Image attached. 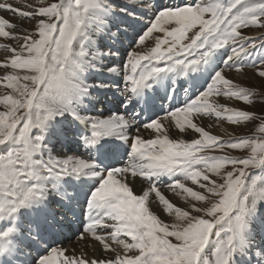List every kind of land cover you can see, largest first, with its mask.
<instances>
[{
	"label": "snow or ice",
	"instance_id": "obj_1",
	"mask_svg": "<svg viewBox=\"0 0 264 264\" xmlns=\"http://www.w3.org/2000/svg\"><path fill=\"white\" fill-rule=\"evenodd\" d=\"M124 3L117 8L109 0H0V12L13 17L0 15V39L7 41L0 44L5 52L0 58V264H234L235 255L247 254L252 233H264V107L257 115L247 107L210 102L226 95L254 105L259 93L234 84L225 69L253 67L264 78V35L242 31L264 29V0H196L163 9L154 0ZM137 9L151 14L147 27L134 36L123 62L107 67L105 57L120 52L115 34L111 44L104 42L106 17L135 16ZM92 25L97 35H90ZM221 49L227 52L205 90L155 119L138 123L134 111L87 117L75 108L91 96L90 89L115 88L126 110L130 104L149 110L155 98L147 90L162 75L197 71ZM254 54L259 58L250 59ZM104 73L111 74V82L88 83ZM65 114L85 126L87 154H53L47 148L51 122ZM205 117L252 125L259 135L225 139L200 126ZM173 126L198 135L190 142L171 139ZM146 131L153 138L145 139ZM114 140L128 145L129 156L123 165L110 167L105 162L119 147ZM137 178L139 194L132 187ZM88 179L94 184L86 194V224L75 238L76 244L85 242L83 247H50L31 256L29 248L47 243L63 227L75 199L67 188L77 189ZM189 181L199 190L187 186ZM162 187L188 204L175 206ZM53 197L62 213L50 207ZM153 205L173 221L165 222ZM213 237L216 245L209 248ZM261 249L258 260L264 264Z\"/></svg>",
	"mask_w": 264,
	"mask_h": 264
},
{
	"label": "bare ground",
	"instance_id": "obj_2",
	"mask_svg": "<svg viewBox=\"0 0 264 264\" xmlns=\"http://www.w3.org/2000/svg\"><path fill=\"white\" fill-rule=\"evenodd\" d=\"M18 1L23 3L20 0H6V2H11V3H16ZM183 0H154V4L156 7H167V6H172V5H179ZM196 1V0H195ZM110 2V0H109ZM192 2V1H191ZM148 14V15H147ZM0 15H4L6 17H8L9 19H13L12 14L9 16L7 13L4 12H0ZM120 15V14H119ZM125 17V18H123ZM117 19H119L122 22H118L117 23ZM151 19V14L147 12V10L145 9H137L135 10V16H129L128 14L126 16H123V14H121V18L120 17H116L115 14L111 15L109 17V20H107V26L104 29L105 32V40L104 42L107 44H111L112 40L109 38L112 36V34H115V38L117 40V43L115 44V48L119 50L120 52V56H113V57H105V63L107 67H114L116 66L118 63H122L123 61L121 60L122 56H125L123 54H125L131 47L132 45V41L134 40V36L136 34H138L140 32L141 29H143V27H145V25L148 24L149 20ZM112 22L111 24H109V22ZM113 21H115V23H113ZM17 23H19V21H17ZM113 24V25H112ZM92 28L94 27L96 30V26L92 25ZM112 28H114V30H112ZM110 30V31H109ZM92 35H97V34H92ZM5 40L0 39V44H4L7 43ZM94 43L99 46L100 44V40L96 39L94 40ZM5 56L4 54H0V58H3ZM212 65H205V66H201L197 71H191L188 72V74H182V79L181 81L179 80L178 77L172 78L173 82H175L176 84H181L182 86L186 85L187 82L190 84V90H191V96H196L198 93H200L201 88L202 91L205 90L207 83L210 82L211 79V70L214 71V68L212 69L213 66H216V62L215 60H213ZM199 73L198 75L193 77L194 73ZM228 74V73H227ZM111 74L109 73H104L103 75H93L88 79V82L90 81H94V83L97 81V79L102 80L103 82H111L108 80V77ZM96 76L95 80H90L93 79V77ZM229 77V76H228ZM231 78V77H229ZM113 80H115L116 82H120V87H122V82H121V78L119 76L113 77ZM187 81V82H186ZM193 83H197L199 86H195ZM154 86V84L152 85V87ZM0 88L3 89L2 86H0ZM171 88V86H170ZM177 88V87H176ZM91 91V96L88 98H84L82 99V101L80 103H78L77 105H75L76 110L79 112V114L81 116H87V117H97V116H102V117H108L110 115H112L113 113L116 112V114L119 115H126L129 111L133 110V105H129V108L126 110L122 104H119L121 101H123L122 99H124V96L121 95L119 92H117V94L120 96L118 97L116 100L118 101L117 103H114V106L112 107V105L110 104V101L107 100L106 103L108 104L107 107H104L101 105V99L103 97H106L107 95L109 96H115V91L116 89L113 88L111 90H96V89H90ZM168 91H170V89L168 88ZM201 91V92H202ZM149 90H147V94H148ZM156 97L158 99L163 100L164 102H168V96L166 95V93L158 86V91L156 92ZM217 99V97L213 96L210 98V102H212V100ZM177 100V99H176ZM173 100L171 102V106H174L173 102L176 101ZM219 100V99H218ZM217 101V100H216ZM96 105H98L96 110ZM228 105V104H227ZM2 108V107H1ZM94 108L96 110V113L98 114L97 116L94 115ZM62 118V117H61ZM63 119V118H62ZM57 119L55 120V124H52L51 127L49 129L52 128L51 132H49L48 130V138H49V144L48 142H46L47 144V148L52 151L53 149H51L52 147H54L56 150L53 151L52 153L55 154L57 153V148L55 147V144L52 143V141L50 142V137H52V135H56L59 139H60V147L64 148V147H68L69 144H73L75 146L76 150V154L80 155V154H87L88 153V149L85 146L84 140L82 139V137L87 135L85 126L83 124L80 123L79 120H77L76 124H69L68 128V134L66 135L65 133H60V131H63L62 126L65 128V120L66 118H64L63 120ZM148 119L144 118L142 116H139L137 119L138 123H144L147 122ZM198 123L200 124V126L205 127L206 130L210 131L213 135H220L223 138L225 137H229V136H234V133H232L230 131L229 125L226 124L225 122L223 123V125L220 126L217 124H213L210 121H208V119L205 117L202 120L198 121ZM213 125L212 127H208V125ZM175 128V127H173ZM176 129V128H175ZM173 129V130H175ZM171 130V128L169 129V137L171 139H174L177 137L178 133H180L178 131V129L176 131ZM192 130H190L188 133H184L182 139H184L186 142H188L189 140H191L189 137V134L191 135ZM181 134V133H180ZM144 138L145 139H151L153 138V134L150 132H144L143 133ZM198 135V134H197ZM197 135H193L192 138H195ZM47 138V139H48ZM180 138V136H179ZM118 141V140H117ZM119 147L118 149H120L121 151H117L116 154L110 158L109 160H107L110 163H113L112 166H118V165H123L124 163L127 162L128 160V152L123 148L120 147L121 145L118 144ZM65 149V148H64ZM69 151V150H68ZM124 155V156H123ZM82 158H87L86 155ZM71 179V178H69ZM164 182L167 181L168 182V177H162L161 178ZM139 178H137V182L132 184L133 187V191L134 193L139 194L140 192V184H139ZM73 184L76 185H81V181L80 180H72ZM94 182L91 179H88L87 182L83 185H81L79 188L77 189H73V188H67V191L70 193L72 192V194L74 195V197L78 200H76L77 203H85L86 204V199H87V195L90 191L91 186H93ZM146 187V185H145ZM194 189V188H193ZM162 192L166 195V197L173 202L174 204H176V201H174V199L172 197H170L169 192H167V190H162ZM154 198V193L151 194L150 199ZM190 198V197H189ZM188 198V199H189ZM177 201L178 200H186L180 196L175 198ZM51 201V200H50ZM179 202V201H178ZM51 203H53L51 201ZM84 204V205H85ZM81 205L80 206H84ZM177 206V205H176ZM154 210L158 211V214L161 216L162 219L165 220V222H169L165 219L164 215L165 213L160 212L158 209H156V206L153 205ZM22 212H31V209H22ZM257 223V221L255 222ZM67 223H63V227L55 232H53L47 239H48V244L46 245L45 250H41L40 248L37 247V245H35L36 247V255L37 257L39 255H41L42 253H44L48 248L50 247H57V246H71V245H75L76 247H83L85 242H81L80 244H76V236H78V234L74 231H66V229L64 227H67ZM69 228V227H67ZM262 234V232H261ZM264 241V239H263ZM263 244L264 242H257V244ZM256 244V243H255ZM113 247H116L115 244H113ZM261 249V248H260ZM34 248H29L28 252L30 253L31 256H33L32 252H33ZM88 254L92 255V249L91 247H89L87 249ZM250 261L251 264H259V260L257 257V254H254V256L250 259H248ZM240 261V259H239ZM241 263V261H240ZM243 263V261H242Z\"/></svg>",
	"mask_w": 264,
	"mask_h": 264
},
{
	"label": "rangeland",
	"instance_id": "obj_3",
	"mask_svg": "<svg viewBox=\"0 0 264 264\" xmlns=\"http://www.w3.org/2000/svg\"><path fill=\"white\" fill-rule=\"evenodd\" d=\"M14 1H16V0H14ZM20 1H24V0H20ZM192 1V2H191ZM196 1L195 0H183V1H181V2H179L180 4H190V3H195ZM16 3H18V1L16 2ZM19 3H21V2H19ZM110 3H112V4H115L116 6H117V8H120V7H126V5H125V3H124V0H110ZM179 4V5H180ZM130 7V6H129ZM159 8V7H158ZM163 8H165V7H161V8H159V9H163ZM5 13V12H4ZM9 16L11 15V13H7ZM118 14H120V16H121V14H123V16H126L127 15V13L126 12H120V13H118ZM111 15H114V14H109L106 18H107V20H109V17L111 16ZM148 15V14H147ZM121 18V17H120ZM123 18H125V17H123ZM109 22V21H108ZM120 22H122V21H120ZM112 22H109V24H111ZM24 24H25V26H28L29 27V30H31V25H30V22H28V21H25L24 22ZM113 25V24H112ZM148 25V24H147ZM147 25H145V27H147ZM145 27H143V29L145 28ZM143 29H141V31L143 30ZM112 30H114V28H112ZM140 31V32H141ZM243 31V34L244 35H247V36H253V37H259V36H261V35H264V29H257V28H252L251 30H242ZM97 34L96 33V30H95V28L93 27L92 28V32L90 33V35H92V34ZM5 42V41H4ZM7 42V41H6ZM257 43H259V40H257ZM226 52H227V49H221V50H219L218 52H216L215 53V55H213L212 56V58H211V60L209 61V66L210 65H212V64H214L213 63V60H215V62H216V66H219V64L222 62V60H223V56H224V54H226ZM5 52H4V50L3 49H0V54H4ZM259 57H257L255 54L252 56V57H250V59H258ZM203 66H205V65H203ZM216 66H213L212 67V69L213 68H215ZM211 67V66H210ZM191 72V71H190ZM225 72L226 73H228L227 75L229 76V77H231V79L233 80V82H234V84H236V85H239V86H242V87H246V88H251V89H253L254 91H256V92H258L259 93V95L258 96H255L254 98H253V100H254V105L253 104H249V105H245V103L244 102H242V101H240V100H237V99H235V98H230V97H228V96H226V95H215V97H217V99H214V100H212V102L213 103H215V104H217V105H224L226 108H231V109H240V110H243V109H245V107H247V109L248 110H251V111H253V112H255L257 115H259L260 114V109L262 108V107H264V78H260V77H258L257 75H256V68H253V67H246L245 69H244V71L243 72H236L235 71V69H233V70H229V69H225ZM180 73V72H179ZM211 73H213V71L211 70ZM0 75H3V72L2 71H0ZM173 75H174V73H173ZM96 79V76H94L93 77V79H90V80H95ZM172 79V78H171ZM91 83V82H90ZM92 84V83H91ZM3 92H4V89H2V88H0V94H3ZM219 99V100H218ZM217 100V101H216ZM228 104V105H227ZM3 109L0 107V111H2ZM227 114V113H226ZM67 115L68 114H65V116L64 117H62L63 119L64 118H66L67 119ZM61 117H60V119H62ZM207 118V117H206ZM57 119H59V117H57ZM56 119V120H57ZM62 119V120H63ZM208 119V118H207ZM208 121H210L211 123H213V124H217V125H219L220 124V126L221 125H223V123L225 122L226 124H228L229 125V128H230V131L232 132V133H234V136H236V135H241V136H253V135H259L258 133H256L255 132V129L253 128V126L252 125H248V126H245L244 124H241V125H234V124H230L227 120H223V121H219V120H215L214 118H213V120H209L208 119ZM257 123H259L258 121H257ZM52 124H55V121H53V122H51V125ZM51 125H50V127H51ZM49 127V128H50ZM174 127V126H173ZM171 128V130H173V129H175V128ZM49 130V132H51V130H52V128L51 129H48ZM177 129H175V130H173V131H176ZM35 131H37V130H34V132ZM63 131H67L66 129H64ZM190 131V130H189ZM183 135H184V133H178V135H177V137L176 138H174V139H182V137H183ZM193 135H197V134H195L194 132H191V135L189 134V137H191L190 139H192V137H193ZM179 136H180V138H179ZM47 138H48V136H47ZM51 139H50V142H51V140L53 141V140H55L56 138H57V136H55V135H53L52 137H50ZM225 138V137H224ZM228 137H226L225 139H227ZM49 139V138H48ZM46 142H47V139H46ZM188 142H190V140L188 141ZM70 149H73V150H75V148H74V146H70L69 147V150ZM67 150H68V148L67 149H65L64 150V153H67ZM51 152H53V150L51 151ZM68 154H72V152H68ZM231 154L232 155H240V153L239 152H236V151H232L231 152ZM254 171H256V170H254ZM187 186H189V187H192V188H194L193 190H199L198 189V187L197 186H195V185H193L190 181L189 182H187ZM162 190H167L166 188H163L162 187V189H161V191ZM167 192H169V196L170 197H172L173 199H174V201H176V204H174L175 206L177 205V206H180V207H184L185 205H187L188 204V200H176L175 198L176 197H178L177 195H175L174 193H172L171 191H168L167 190ZM189 199H191V198H189ZM261 208H264V204H262L261 205ZM164 217H165V219L167 220V221H169V222H172L173 221V219H174V217H170V216H168L167 215V213H165V215H164ZM254 223L256 222V221H253ZM252 236H253V239H252V245H251V247L248 249V251L247 252H250V253H252V256H248L247 257V259H250V258H252L253 256H254V254H257V257H258V253H257V250L256 251H253V247L254 248H259V246L261 247L263 244L261 243V244H257V241L255 240V238L257 239V240H259V239H262L261 238V232L260 231H256V232H253L252 233ZM262 236H264V233H262ZM122 238H125V239H130V238H127V237H122ZM264 242V241H263ZM256 243V244H255ZM215 245H216V238L215 237H213L212 238V240L210 241V245H209V248H214L215 247ZM209 248H206L205 249V252L207 253V252H209ZM260 249V248H259ZM261 250H264V249H261ZM240 255L241 254H237V255H235V257H234V259H235V261H234V264L236 263V262H239V264H249V262H248V260L245 258L244 259V263H242V261L243 260H241L242 258H240ZM239 259H240V261H241V263H240V261H239Z\"/></svg>",
	"mask_w": 264,
	"mask_h": 264
}]
</instances>
